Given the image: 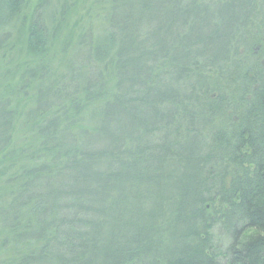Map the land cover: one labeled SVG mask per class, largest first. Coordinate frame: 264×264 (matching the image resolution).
<instances>
[{
    "label": "trees",
    "instance_id": "obj_1",
    "mask_svg": "<svg viewBox=\"0 0 264 264\" xmlns=\"http://www.w3.org/2000/svg\"><path fill=\"white\" fill-rule=\"evenodd\" d=\"M0 264H264V0H0Z\"/></svg>",
    "mask_w": 264,
    "mask_h": 264
},
{
    "label": "rangeland",
    "instance_id": "obj_2",
    "mask_svg": "<svg viewBox=\"0 0 264 264\" xmlns=\"http://www.w3.org/2000/svg\"><path fill=\"white\" fill-rule=\"evenodd\" d=\"M34 2H35V0H34ZM85 11L83 10V9H81L80 11H78V13L77 14H75V16L73 17L74 19H72V21H71V25H74V23H78L77 21H79V20H82V22H83V19L85 18V16H86V13H84ZM79 23L81 24V21H79ZM58 49H60L59 48V45L57 46V51H56V55L59 53V51L60 50H58ZM62 59V58H61ZM59 61V56H57L56 57V63Z\"/></svg>",
    "mask_w": 264,
    "mask_h": 264
}]
</instances>
